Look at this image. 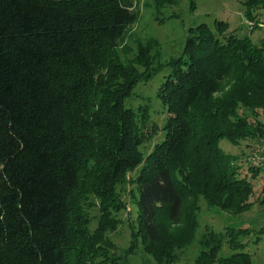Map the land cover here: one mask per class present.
Wrapping results in <instances>:
<instances>
[{"label":"trees","instance_id":"16d2710c","mask_svg":"<svg viewBox=\"0 0 264 264\" xmlns=\"http://www.w3.org/2000/svg\"><path fill=\"white\" fill-rule=\"evenodd\" d=\"M152 1L165 21L179 0ZM239 1L258 25L264 0ZM136 2L0 0V264H132L139 251L179 264L194 243L186 264H254L246 247L264 221L197 231L201 201L232 215L264 206V185L255 195L220 145L264 138V43L201 23L162 60L154 39L127 42ZM161 71L166 135L151 147V105L127 99ZM126 192L138 211L124 247L109 231Z\"/></svg>","mask_w":264,"mask_h":264},{"label":"rangeland","instance_id":"374dc122","mask_svg":"<svg viewBox=\"0 0 264 264\" xmlns=\"http://www.w3.org/2000/svg\"><path fill=\"white\" fill-rule=\"evenodd\" d=\"M136 7L139 12L138 19L129 27V37L127 42L136 51L134 38L155 40L161 48L162 60L178 56L182 53L189 29L201 23H207L219 34L228 33L236 29L240 36H248L256 44L264 43V8L260 10L259 24L254 27V21L248 20L244 14L243 4L239 0H179L177 4L167 6L161 10V16L167 20L161 21L156 18L157 6L152 0H137ZM228 23V29L223 30V24ZM134 36V38H132ZM132 38V39H131ZM8 37L3 38V43ZM166 71H161L148 81L139 82L134 94L127 99L128 104L138 105L148 102L151 105L152 119L159 124L157 135L150 142L151 147L162 141L166 135L164 128L167 110L157 97V90L164 80ZM264 122V113L259 116ZM248 142L250 145H248ZM221 147L228 153L237 155L240 163L244 165L243 174L252 180L254 193L258 195L264 185V138L249 139L238 144L233 143L224 137L220 141ZM250 164H259L260 173L253 176L254 172L249 168ZM129 187V186H128ZM130 189V188H129ZM126 207L119 213L122 222L109 231V236L120 246L126 247L130 241L131 223L137 216L138 205L126 192L124 194ZM202 209L200 212L199 227L197 235L202 233L206 225H211L217 230H223L226 226H251L264 221V206L254 205L250 210L241 215H232L229 211L217 207H207L205 201H201ZM92 214H97L91 222L94 228L99 222V209L96 207ZM246 250L252 254L254 264H264V238L259 243L250 241ZM197 247L195 243L184 253L183 260L179 264L191 262L196 255ZM132 264L149 263L150 257L143 251L131 257Z\"/></svg>","mask_w":264,"mask_h":264}]
</instances>
